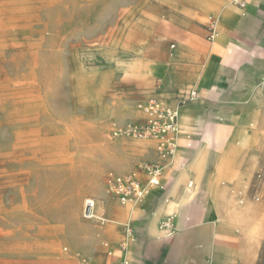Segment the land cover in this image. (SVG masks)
<instances>
[{
	"label": "rangeland",
	"instance_id": "obj_1",
	"mask_svg": "<svg viewBox=\"0 0 264 264\" xmlns=\"http://www.w3.org/2000/svg\"><path fill=\"white\" fill-rule=\"evenodd\" d=\"M225 2L243 9L235 0ZM219 8L213 0H0V264H82L84 257L89 264H97L96 257L110 264L103 241L118 254L116 243H133L125 234L135 226L131 219L121 220L110 209L105 214L96 209L86 219L85 200L124 206L106 192L108 174L134 161L161 163L152 157L158 156L153 138L116 130L141 122L137 103L150 97L179 110L181 124L179 105L193 101L197 89L181 99L168 89L160 96L157 91L170 79V69L204 66L207 56L197 59L192 51L196 59L186 62L185 55H176L181 46L176 29L182 40L195 36L199 45L209 46ZM229 16L236 23L242 14ZM244 18L264 25L254 13ZM238 75L236 87L245 81L242 69ZM148 140L153 146L145 156L137 144ZM255 176V190L251 181L232 187L239 204L264 202V167ZM150 194L127 205L140 209ZM107 225L114 231L105 232ZM250 227L264 238V218ZM263 246L261 239L253 249L248 244L252 251Z\"/></svg>",
	"mask_w": 264,
	"mask_h": 264
},
{
	"label": "crops",
	"instance_id": "obj_2",
	"mask_svg": "<svg viewBox=\"0 0 264 264\" xmlns=\"http://www.w3.org/2000/svg\"><path fill=\"white\" fill-rule=\"evenodd\" d=\"M213 1L219 3L218 14L227 12L239 18L244 9L246 14L254 13L264 21V0H247L243 9L225 0ZM205 4L212 7V2ZM167 25L171 26L164 22V27ZM216 27L220 40L209 46L199 45L195 36L182 40L181 29H176L181 34L176 55L196 59L191 53L198 50L197 59L206 55L207 60L204 66L182 64L170 69V79L157 94L168 89L173 99H181L189 97L194 88L198 95L187 105H179L184 111L178 153L167 161L152 156L154 161L166 164L164 188H150L151 194L140 209L127 204L106 206L102 199L103 214L110 209L121 220L131 219L135 225L133 243L126 253L110 256L103 245L110 264L124 256L127 264H264V246L257 251L248 248V244L253 249L259 239L264 240L260 230L250 227L254 221L263 220L264 202L239 204L232 191V187L247 181L255 190L259 184L255 175L264 167V25L253 26L241 18L236 23L219 19ZM244 59L251 61L246 63ZM239 69L244 71L245 81L236 87ZM208 71L212 72L210 77ZM248 81L263 88H252ZM220 128L225 129V135L218 134ZM193 129L195 135L187 134ZM207 140L208 151L203 153ZM137 146L141 154L149 156L153 144L148 140ZM196 160L204 163L198 167ZM171 217L173 225L165 227L164 220ZM159 226L172 229L173 234L166 236ZM104 231L113 232V225H107ZM110 248L114 249L111 244ZM95 262L101 264V257Z\"/></svg>",
	"mask_w": 264,
	"mask_h": 264
},
{
	"label": "built area",
	"instance_id": "obj_3",
	"mask_svg": "<svg viewBox=\"0 0 264 264\" xmlns=\"http://www.w3.org/2000/svg\"><path fill=\"white\" fill-rule=\"evenodd\" d=\"M242 8H246L247 0H235ZM210 40L215 38L214 25L210 28L208 35ZM174 48L175 45L173 44ZM158 88L161 87L159 84ZM197 97L196 92L191 93V98ZM137 108L144 114L141 122L128 124L124 127H119L116 134L135 135L141 138H153L156 141L155 149L160 159L167 161L175 154L179 143V135L181 127L179 124L178 110L169 103L159 97H150L142 99L137 103ZM166 164L134 161L132 167L125 171L114 173L111 172L106 180V192L117 198L122 204L141 203L150 188H164L162 176ZM259 201L261 197L255 196ZM83 216L86 219L95 217V201L93 198H87L83 207ZM173 219V218H172ZM166 224L165 226H168ZM173 225V221H171ZM126 237L133 238L134 229L128 227L125 231ZM173 234V233H172ZM169 234V235H172ZM103 245L108 248V254L115 256L114 251L110 248L109 242H104ZM129 244L120 242L119 251L126 253ZM90 258L84 257L82 264H89ZM127 257L124 256L121 261L117 260L114 264H127Z\"/></svg>",
	"mask_w": 264,
	"mask_h": 264
},
{
	"label": "bare ground",
	"instance_id": "obj_4",
	"mask_svg": "<svg viewBox=\"0 0 264 264\" xmlns=\"http://www.w3.org/2000/svg\"><path fill=\"white\" fill-rule=\"evenodd\" d=\"M240 13L242 14V17L241 18H244L245 16H246V12L244 11V10H241L240 11ZM218 16H219V19H225V20H227V21H230V22H232V20H231V18H230V16H229V13H227V12H224V13H222V14H218ZM240 18V19H241ZM237 22H239V20L237 21ZM226 24V23H225ZM168 26V25H167ZM169 27V26H168ZM171 27V26H170ZM214 29H215V38L212 40V41H214L215 39H216V37L217 36H220V32H219V30H217V27H216V23H215V26H214ZM181 35V34H180ZM220 40V39H219ZM218 40V41H219ZM218 41H215V44H217L218 43ZM232 43V42H231ZM188 46V45H187ZM190 47V46H189ZM198 51V50H197ZM196 51V52H197ZM192 54V53H191ZM193 92H196V94H197V91L196 90H194ZM194 100V99H193ZM244 101V100H243ZM184 108L183 107H181V112L180 113H182L184 110H183ZM178 115H179V110H178ZM180 126H182V123L180 124ZM218 134L220 135V136H223V135H225V129L224 128H220L219 130H218ZM217 134V135H218ZM209 136L210 135H208V138H209ZM209 140H207V142L205 143V147H204V149H202L201 151L203 152V153H205V151H208V150H206V149H208V142ZM51 144H52V140H49V141H47V149H45V150H48V148H50L51 147ZM233 146V145H232ZM234 147V146H233ZM179 148H180V145L179 146H177V149H176V151L177 152H175L176 154L178 153V151H179ZM237 148V147H236ZM238 149V148H237ZM232 152V151H231ZM233 153H234V151H233ZM45 154H48V153H45ZM201 154V153H200ZM200 154H199V156H200ZM236 154V153H235ZM205 155V154H204ZM229 156H230V154H229ZM233 156V155H232ZM225 158V157H224ZM230 158V157H229ZM228 158V159H229ZM197 161V160H196ZM195 161V162H196ZM227 161V160H226ZM202 163V160H198L197 161V166L198 167H200V166H202V165H200ZM204 163V162H203ZM202 163V164H203ZM226 163V162H225ZM228 163V162H227ZM221 166V165H220ZM186 170H188V169H186ZM185 170V171H186ZM195 171V170H194ZM200 173V172H199ZM229 174V173H228ZM233 174V173H232ZM223 175H225L224 173H223ZM218 176V175H217ZM229 176V175H228ZM189 177V176H188ZM221 177V176H220ZM232 177V176H231ZM231 177H229V179L231 178ZM182 178V177H181ZM228 178V177H227ZM218 179V178H217ZM188 181H189V179H188ZM187 181V182H188ZM173 193H175V191L173 192ZM166 196V195H165ZM164 196V197H165ZM167 199V198H166ZM94 201H95V210L96 209H98L100 212H102V213H104V211H105V209H104V206H103V204H102V202H100L99 201V205H97L96 206V200L94 199ZM102 201V200H101ZM242 202V201H241ZM164 203H165V201H164ZM162 205V204H161ZM164 205V204H163ZM162 205V206H163ZM161 208V207H160ZM159 211V210H158ZM160 211H161V209H160ZM154 215H156V214H154ZM96 216V215H95ZM152 220V219H151ZM171 221H173V219H172V217L170 218V219H168V220H164V222H163V225L165 226L166 224H169L168 226H165V227H169V226H172L171 225ZM152 222V221H151ZM149 224H150V222H149ZM153 224H151V226H152ZM149 227V226H148ZM150 229V228H149ZM159 229H160V231H162L161 230V226H159ZM157 231V230H156ZM152 233L154 232L153 230L151 231ZM169 234H172V233H167L166 234V236H168ZM123 259V258H122ZM119 261H121V259L119 260Z\"/></svg>",
	"mask_w": 264,
	"mask_h": 264
}]
</instances>
